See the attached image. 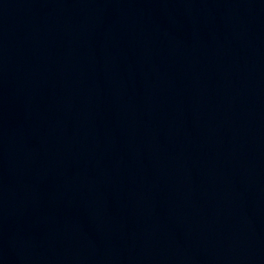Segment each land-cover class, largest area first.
I'll return each mask as SVG.
<instances>
[{"label":"water","instance_id":"1","mask_svg":"<svg viewBox=\"0 0 264 264\" xmlns=\"http://www.w3.org/2000/svg\"><path fill=\"white\" fill-rule=\"evenodd\" d=\"M0 264H264V0H0Z\"/></svg>","mask_w":264,"mask_h":264}]
</instances>
